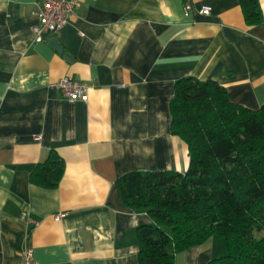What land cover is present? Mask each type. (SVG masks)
<instances>
[{
    "label": "crops",
    "instance_id": "0c3cea01",
    "mask_svg": "<svg viewBox=\"0 0 264 264\" xmlns=\"http://www.w3.org/2000/svg\"><path fill=\"white\" fill-rule=\"evenodd\" d=\"M38 1L0 0V264H19L26 247L34 264H138L137 227L152 219L123 204L115 179L187 169V144L170 131L181 77L264 105V20L247 24L239 0H76L71 20L35 41ZM66 76L85 84L86 100L53 86ZM51 152L64 161L61 179L33 184ZM226 251L213 235L173 264Z\"/></svg>",
    "mask_w": 264,
    "mask_h": 264
},
{
    "label": "trees",
    "instance_id": "16d2710c",
    "mask_svg": "<svg viewBox=\"0 0 264 264\" xmlns=\"http://www.w3.org/2000/svg\"><path fill=\"white\" fill-rule=\"evenodd\" d=\"M239 2L247 24L264 20L258 0ZM169 112L171 133L188 147L187 169L115 179L123 204L152 219L137 227L138 264H173L177 252L213 235L227 251L205 264H264V105L248 108L218 82L185 76L174 84ZM63 171L51 152L30 180L55 188Z\"/></svg>",
    "mask_w": 264,
    "mask_h": 264
},
{
    "label": "built area",
    "instance_id": "2783aa9c",
    "mask_svg": "<svg viewBox=\"0 0 264 264\" xmlns=\"http://www.w3.org/2000/svg\"><path fill=\"white\" fill-rule=\"evenodd\" d=\"M36 3L38 23L32 27L35 41H45L49 34L57 32L66 25L75 13L76 0H40ZM190 7V2L186 1L185 12H188ZM201 12L208 13V8L203 7ZM53 86L69 100L87 99L85 84L72 77H63L53 83ZM19 264H34L31 248H24Z\"/></svg>",
    "mask_w": 264,
    "mask_h": 264
},
{
    "label": "water",
    "instance_id": "95a60500",
    "mask_svg": "<svg viewBox=\"0 0 264 264\" xmlns=\"http://www.w3.org/2000/svg\"><path fill=\"white\" fill-rule=\"evenodd\" d=\"M48 43L53 47L55 48L59 53H62V48L61 46L57 43V41L55 39H50L48 41Z\"/></svg>",
    "mask_w": 264,
    "mask_h": 264
},
{
    "label": "rangeland",
    "instance_id": "374dc122",
    "mask_svg": "<svg viewBox=\"0 0 264 264\" xmlns=\"http://www.w3.org/2000/svg\"><path fill=\"white\" fill-rule=\"evenodd\" d=\"M168 229V231H170V228H167Z\"/></svg>",
    "mask_w": 264,
    "mask_h": 264
}]
</instances>
